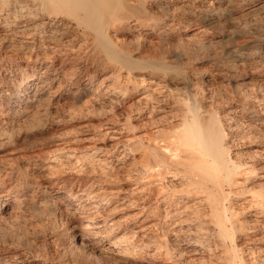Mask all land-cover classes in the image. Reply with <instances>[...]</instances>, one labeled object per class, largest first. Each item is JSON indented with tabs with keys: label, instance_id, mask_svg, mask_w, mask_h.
Here are the masks:
<instances>
[{
	"label": "bare ground",
	"instance_id": "obj_1",
	"mask_svg": "<svg viewBox=\"0 0 264 264\" xmlns=\"http://www.w3.org/2000/svg\"><path fill=\"white\" fill-rule=\"evenodd\" d=\"M189 29L203 37L215 33V40L234 45L213 53L201 38L195 40L206 41L181 43L183 48L169 52L170 60L164 49L147 54L183 40ZM207 63L215 65L201 84L216 83L225 71L231 74L224 78L231 79L232 95L207 107L208 96L181 93L168 106L167 91L193 84L190 70L205 74ZM241 70L257 78L254 90L241 89ZM240 112L250 124L238 134ZM86 115L107 125L103 140L92 135L72 141V131L64 138L57 135L60 127ZM127 130H139L132 136L137 160L130 165V177L145 187L169 180L165 175L171 173L167 214L194 225L188 229L193 240L177 249L179 260L206 264V254L192 245L200 242L215 264H264V245L242 247L249 241L263 243L264 227L253 236L235 203L248 194L250 206L264 218V140L263 153L253 159L233 139H264V0H0V208L6 206L0 209V264H26L29 258L17 252L19 247L43 257L35 248L42 233L31 235L28 225L31 219L52 223L56 204L79 232L65 249L55 250L51 264L133 263L134 243L119 236L102 246L89 235L92 225L85 224L75 200L98 213L100 225L116 210L109 208V194L98 190L94 179L109 174L102 154L120 144L119 137L124 141ZM50 144L57 149L53 155L46 151ZM17 210L29 212L31 219H12ZM52 231L58 240L69 235L54 225ZM165 247L173 257L174 248Z\"/></svg>",
	"mask_w": 264,
	"mask_h": 264
},
{
	"label": "rangeland",
	"instance_id": "obj_2",
	"mask_svg": "<svg viewBox=\"0 0 264 264\" xmlns=\"http://www.w3.org/2000/svg\"><path fill=\"white\" fill-rule=\"evenodd\" d=\"M186 32L183 35V40H177V43H175L176 42V40H175V42H173V43L172 42L171 43H166L167 45L164 44V45L156 46L157 49L152 50V51H150V53L148 52L147 54L151 55V56H154V54H161L162 53L161 49L162 50L164 49L163 52H166V56L170 60L169 52L175 51L177 49L180 50L181 48H183L181 43L187 44V43H195V42H198V41H204L205 42L207 40L206 42H209V43H207L208 47H209L207 49L209 51L213 52V53L214 52L221 53L223 51V49H225L226 47L228 49H231L233 47V45H234L233 43H230L231 45L230 44L227 45V44L223 43L222 40H215L213 38V36H212V34L214 35L215 33H212V32H209L208 35L205 36V37H203L200 33H198V31H196V30L194 31V29H189ZM207 37H208L209 41H208ZM129 38L131 40H134L133 37H129ZM129 38H127V40H130ZM201 38H204L206 40H195V39H201ZM65 40H71V38L68 37ZM66 43H69V42H66ZM209 44H213V45L210 46ZM221 61H223V59H221ZM205 65L206 66H203V68H204L203 70L204 71L206 70L205 74H196V73L192 72L193 70H190L191 69L190 67L188 68V70H190V74L192 75V76H190V78H191V80H194V83L192 81L193 84L188 85L187 88L182 87L180 89L181 92H180V90H175L174 91L173 89L167 91L168 93L166 92L167 93L166 95L169 94V96H168L169 97L168 98L169 102L168 101L166 102V103H168V106L173 105L172 101L174 102L176 97H178V95H180L181 93L183 94L184 97H187V98H191V97H194V96H199L200 97L201 95L205 96V97L208 96L207 97V107H210L209 105H210V103L212 101H216L217 99H220L222 96H225V95H228V94L230 95L231 92L233 93L234 88H233V85L231 84V79L224 78L227 75L230 77L231 74L227 73L225 71L222 72L224 77H219L218 80H216V83L213 82L214 84L210 83V85L206 84V83H205V85L203 83L201 84L200 78H201V80H204V82H205V78L209 75V74H207L208 71H210L212 69V66H214L215 63L212 64V65L207 63ZM238 74H237L238 75L237 78L239 79L240 83H244V85L241 86V89L243 91H249V90L252 91V90H254L256 88V86H255L256 83H257V78L256 77L253 80L252 77H250L248 74H246L242 70L239 71ZM198 75H200V76H198ZM196 81H198V82H196ZM194 91L196 92V94H195ZM232 93H231V95H232ZM184 94H186V95H184ZM173 95H175V96H173ZM241 114H242V112H240V114L238 113V116L236 118L239 120V122H241V123L243 122V123H242L241 126H239L240 128H238V130H236V133H238L237 131H239V132L246 131L247 127L249 126L248 124H250L248 117L246 115H244L245 113L243 115H241ZM92 117L87 116V115L85 117L84 116L79 117L78 119H76V121L72 122L74 124L71 123L70 126H67L68 128L65 127V126L60 127L61 129H58L59 133L57 135L63 136V138H64V136L67 137L66 136L67 133H69V132L71 133V131H72V134L70 135L71 138H69V140H72L73 138H77V141H78L79 138L80 139H84V138L86 139L87 137H90L92 135H96V137L98 136L97 139L103 140L105 137H104V135L101 132L104 130V127L106 129L107 125L103 124L104 127H101L100 126V124H101L100 120L98 118L94 117L95 118L94 119ZM60 121H65V120H63L61 118ZM135 123H137V126H139L138 122H135ZM93 124H94V126H93ZM114 126L118 127V124L117 125L115 124ZM55 129H57V126H55ZM75 130L77 132H75ZM126 132L123 135L124 136L123 137L124 141L127 142L126 144L124 143L123 140H121L122 137L121 138L119 137L118 140H117V143L118 142L120 143V144H118L119 146L117 144H115L114 148H110V149H108L106 152H104L102 154L103 155L102 158L104 160H106V162L108 164L107 165V167L109 168L108 171L111 170L110 172H108L109 174H106V175L102 176L101 178L98 177L99 179L97 177H95L96 179H94L96 181L95 182V187L98 190H104L105 192H107V194H109V197H108V199L110 200L109 203L111 202L113 204L112 205L110 203V207L109 208L113 209V207H114L116 210L114 212H112L110 215L106 216V221H105L106 223H103L104 225L102 223L100 225L99 222H100L101 219L97 220V219H99V218H97L99 216L98 213L90 211L86 207V204L83 203L80 199H75L76 200V204L78 205L79 209H81L80 212L83 213V216L85 217V219H84L85 222H86L85 224L88 223V225H90V223H91V225H92V226L90 225L92 227L91 228L92 229L91 233L90 234L88 233V234L93 239H95L97 242L101 243L102 246H105V247H109L110 246L109 243L112 240V238L119 237V236H120L119 238L123 237V238H126L127 240H129L130 244L134 243L133 245H135V250L130 255L131 258L133 259V263L132 264H179L181 261L183 262V264H184V262H185V264H187L189 262V260L188 259H187V261L186 260L185 261L184 260H179L177 252H178V250L184 248V244L185 243L189 242L190 240L191 241L193 240L194 234L192 232H190L188 229H189V227H192L194 225L190 226L189 224H186V223H179L181 217L180 216L178 217L176 215V213L167 214L169 209L165 208L167 206H166L164 201L168 198L167 194L169 192V188H168V184L167 183L170 180V176L172 174L168 173L169 176H168V174L165 175L167 177V179L169 178V180L162 181V182L160 181V182H158L155 185H147L145 187L136 178L133 177L134 178L133 179L132 177H130V172H129L130 165L135 160H137L136 159L137 158V154H136L135 151H133L134 149L132 150V148H134L133 144L136 142V139L135 138L132 139V136L136 132L139 133V130H134L132 132H129L127 130ZM100 134H101V136H100ZM126 137H128V138L130 137V138L128 139ZM107 138H108V136H107ZM252 138L253 139H251V137L247 138V137L238 136V137H234L233 139H234V141L236 143V146L239 147V149H241V150L243 149L242 153L244 152L243 154H245L244 156L246 158L252 157L253 159H257L260 156L259 154L263 153L262 152L263 149L261 148V145H260V143L262 141H260V139H262V140H264V139H263V137L260 138V136L259 137H255V138L252 137ZM128 142H129V144H128ZM246 142H247V144H246ZM51 145L52 144H50L46 148V151H48V153H50V155H53L54 154L53 152L56 151L57 149H56V147H54L52 145L54 147L53 148ZM121 147H123V148H121ZM54 149H56V150H54ZM125 150H126V152H124ZM253 155H255V157ZM93 178H94V176H92V179ZM97 181H99V182H97ZM160 183H161V185H160ZM47 191H48V194H49L50 191H52V190L48 189ZM108 191L110 193H108ZM247 195L248 194L243 195L241 197V199H238V200H236V202L235 201L234 202L236 203V207H237L236 210H237L238 214L244 220L246 219L248 221V225L251 227L250 232H252L253 236H256L258 234L263 233V227L264 226H263L262 222L264 221L263 220L264 218L263 217L261 218L262 214L256 208L251 207L252 205L250 204V198H249V195L248 196ZM51 196H52V194H50L49 197L53 198ZM118 196H120V197L121 196H125V200L122 201V202L119 201V200L117 201L116 198ZM183 198H186V196H184ZM113 202H115V203H113ZM10 205H12V203ZM10 205L7 208L10 209L11 208ZM55 206H54L55 209L56 208L57 209L55 210V215H54L55 217H54L53 222L49 223L47 221L44 224H40L39 223L40 226H39V224H37V220L35 221V219H31V215H30L29 212H25V213L21 214L20 211L17 210L15 213L17 214L19 212L20 214L18 213L17 215L14 214L13 215L14 217L12 216V219L15 218L14 220H16L18 222H22L24 219H26L27 221L29 219H31V221L33 223L30 221L31 223H29V225H28V227H29L28 231H30L31 235L35 231L40 233V234L42 233L41 234L42 241H41V239H39L38 240L39 244H38V242L35 243V248H38L41 252H43L42 253L43 257H40L39 259L36 258V255H35V257H33L34 251H33V253H32V250L30 251V253L33 254V255H31L30 253H28L29 250H30L29 248L19 247L17 249V252H19L21 255L24 253V254L27 255V258H29L28 260H25L26 264H42V263L51 264V259L55 256L56 251L58 249H59V251L65 249L68 246L69 242L71 243V241L73 240V238L70 237V236H72V235H74V234L79 232L78 229H74L73 228L74 226H76V224H74V222H72L73 220L68 217L67 213H65V211L62 208V206H60V204H56ZM81 206H82V208H81ZM4 207H6V206H3V207L0 208L2 212L5 211ZM87 210H89V211H87ZM95 215H96V217H95ZM17 217H19L18 219H20V220H17L16 219ZM247 221H246V223H247ZM112 223L114 225L112 226V231H111V230H109L110 228H108V227ZM190 224H192V223H190ZM42 225H43V227H42ZM53 225H54V228H59V229H63V230L66 229L69 232V235H67V236L65 235V237H62L60 240H58L56 237H54V234H53V231H52ZM179 230H181V231H179ZM176 231H178L179 233L176 232ZM144 233H146V234H144ZM183 233L186 234V235H184ZM212 242H213V240H212ZM167 244L170 245L171 249L174 248L173 250L175 252H174L173 257H170V256L167 255V248L165 247ZM38 245H39V247H38ZM192 245L195 246V247H198L200 253H201V250H202L201 254H203V255L206 254L205 255L206 256V260H207L206 264H215L216 263L214 261L213 255H211V254L209 255L208 252L205 251L204 247L202 246V244L200 242H192ZM243 245L244 246H242V247L244 249H249V248L261 247V246L264 245V242L260 243V242H257V241H255V242L254 241H249V242L244 243ZM7 248H9V247H7ZM203 250H204L205 253L203 252ZM83 251H84V254L86 256L91 257L89 255V253L87 254L85 252V250H83ZM215 252L218 253L219 251H215ZM47 253H50L49 254L50 256ZM28 255H30L33 259H31V257L28 256ZM45 255H47V256H45ZM184 255H185V258L189 257L188 254L186 253V251H185ZM248 257H250V256H248ZM252 257H254V256H251L250 258H252ZM255 257H258V256L255 255ZM91 258H93V257H91ZM29 261L31 263H29ZM55 264H59V263H55ZM102 264H113V263H112V261H103ZM188 264H190V263H188Z\"/></svg>",
	"mask_w": 264,
	"mask_h": 264
}]
</instances>
